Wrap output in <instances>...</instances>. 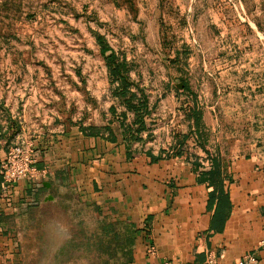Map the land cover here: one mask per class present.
Segmentation results:
<instances>
[{
	"label": "rangeland",
	"instance_id": "rangeland-1",
	"mask_svg": "<svg viewBox=\"0 0 264 264\" xmlns=\"http://www.w3.org/2000/svg\"><path fill=\"white\" fill-rule=\"evenodd\" d=\"M98 36L106 55L127 66L129 90L147 101L139 107L144 121L128 126L134 141L151 119L166 159L187 152L184 161L212 167L207 147L226 166L253 155L264 165V0H0V82L37 83L44 114L79 121L91 106L97 120L111 106L109 92H98L108 68ZM108 78L116 98L122 87ZM61 206L65 223L79 230L86 208L71 195ZM92 220L80 228L94 230ZM56 224L49 220L44 233L45 264H55V248L70 234ZM89 255L91 263L108 259ZM71 256L70 249L64 258Z\"/></svg>",
	"mask_w": 264,
	"mask_h": 264
},
{
	"label": "crops",
	"instance_id": "crops-1",
	"mask_svg": "<svg viewBox=\"0 0 264 264\" xmlns=\"http://www.w3.org/2000/svg\"><path fill=\"white\" fill-rule=\"evenodd\" d=\"M103 71L98 92H109L111 106L97 120L90 117L91 106L79 121L64 119L56 109L44 114L40 107L48 102L35 95L37 83L0 82V264H45L49 220L70 231L66 242L71 241L78 230L65 223L61 206L69 195L86 208L83 225L92 218L93 229L103 220L136 230L131 261L98 264H236L249 253L255 264H264V165L257 156L232 157L228 166L221 159L229 207L216 212L217 199L209 206L215 187L203 174L211 167L184 161L187 152L166 159L168 149L158 146L151 119L134 141L137 133L130 134L128 126L137 117L119 97H111L105 64ZM16 144L32 146L35 167L47 176L5 190L2 167ZM64 247L65 242L56 246L55 264H96L83 252L65 259Z\"/></svg>",
	"mask_w": 264,
	"mask_h": 264
},
{
	"label": "trees",
	"instance_id": "trees-1",
	"mask_svg": "<svg viewBox=\"0 0 264 264\" xmlns=\"http://www.w3.org/2000/svg\"><path fill=\"white\" fill-rule=\"evenodd\" d=\"M97 42L100 45L101 55L107 62L112 79L115 82L120 83L122 87L117 96L124 102L129 111L135 113L137 117L135 123L144 121V117L141 115L144 109H139V107L147 109V101L138 98L135 93L129 90L131 83L128 80V77L125 76L127 66L124 62L119 61L114 54L109 56L106 55L109 46L101 36L97 37ZM192 118L197 128H200L201 119L197 110L192 111ZM128 131L130 134L132 133L131 127H128ZM182 147L184 148L185 146L183 145ZM203 151L208 155L212 165L211 169L203 171V174L206 175L209 185L215 187L210 194L209 206L214 203L215 199H217V212L220 207L223 209H226V206L229 207V196L224 190L222 163L207 147L203 148ZM182 152L183 151H181L180 154H182ZM81 225H83V222H80L79 230L74 235V238H72L71 241H69L61 250L63 256L67 255L71 249L72 255L84 250L83 253L88 254L93 252L100 256L106 254L110 260H121L122 262L131 261L132 249L136 240V230L133 225L129 223L107 222L102 220L96 222V228L88 232L84 228H80L82 227Z\"/></svg>",
	"mask_w": 264,
	"mask_h": 264
},
{
	"label": "built area",
	"instance_id": "built-area-1",
	"mask_svg": "<svg viewBox=\"0 0 264 264\" xmlns=\"http://www.w3.org/2000/svg\"><path fill=\"white\" fill-rule=\"evenodd\" d=\"M35 152L32 146L16 145L8 153L7 158L2 167V188L7 190L10 186L18 184L23 180H29L37 177L47 176V172L39 171L35 167ZM151 253L156 252V247L150 248ZM256 258L254 254L244 255L236 264H255ZM163 264H170L168 261Z\"/></svg>",
	"mask_w": 264,
	"mask_h": 264
},
{
	"label": "water",
	"instance_id": "water-1",
	"mask_svg": "<svg viewBox=\"0 0 264 264\" xmlns=\"http://www.w3.org/2000/svg\"><path fill=\"white\" fill-rule=\"evenodd\" d=\"M46 187H50V184L49 183H45L44 184Z\"/></svg>",
	"mask_w": 264,
	"mask_h": 264
}]
</instances>
